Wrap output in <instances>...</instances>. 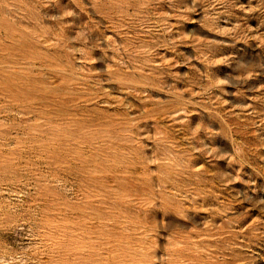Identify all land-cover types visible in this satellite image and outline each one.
I'll return each mask as SVG.
<instances>
[{
	"label": "rangeland",
	"instance_id": "rangeland-1",
	"mask_svg": "<svg viewBox=\"0 0 264 264\" xmlns=\"http://www.w3.org/2000/svg\"><path fill=\"white\" fill-rule=\"evenodd\" d=\"M0 264H264V0H0Z\"/></svg>",
	"mask_w": 264,
	"mask_h": 264
}]
</instances>
